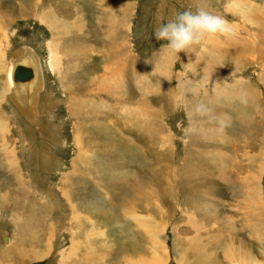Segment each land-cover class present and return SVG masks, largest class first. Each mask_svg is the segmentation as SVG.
<instances>
[{
	"label": "rangeland",
	"instance_id": "374dc122",
	"mask_svg": "<svg viewBox=\"0 0 264 264\" xmlns=\"http://www.w3.org/2000/svg\"><path fill=\"white\" fill-rule=\"evenodd\" d=\"M68 2L58 33L45 8L0 0V264H264V0ZM198 6L234 35L178 54L155 39ZM16 54L35 61L16 82L38 90L33 120L8 93ZM259 205L252 232L243 207Z\"/></svg>",
	"mask_w": 264,
	"mask_h": 264
},
{
	"label": "bare ground",
	"instance_id": "6f19581e",
	"mask_svg": "<svg viewBox=\"0 0 264 264\" xmlns=\"http://www.w3.org/2000/svg\"><path fill=\"white\" fill-rule=\"evenodd\" d=\"M17 1L18 0H16V2ZM20 1L22 2L21 3V14H23V15L30 14L32 11L39 12L38 9L45 8L46 9V14L43 17L44 18V24L46 26H48L50 29L57 30L58 33L65 32V31L68 30V28H67V26H65L66 25L65 23L61 22L58 19V17H57L58 11L57 10L60 9L61 7H67L69 9L67 12L69 14H71V15H75L74 11L77 10V9L76 10L73 9L69 2L67 4H64V0H47L48 1L47 4L50 6L49 9L46 8V6L44 7V2L43 3L41 2L42 4L37 5V3H34V0H20ZM68 1L73 2V0H68ZM37 2L39 3L40 0H37ZM234 4H235V2H234ZM81 19H82V17H81ZM76 21H79L78 17H76ZM107 24H108L109 27H113V21L111 19H109V18L107 20ZM116 24H117V22H116ZM24 51H26V49H24ZM16 55H18V54H16ZM20 55L17 56V60H14L16 58V56H15L13 58L14 62H13V60L10 61V63H9L10 65L7 68V77H8V80H9V86L8 87L10 89V90H8V93L11 95L10 98L17 105V107L24 114L28 115L31 118L30 120H33L34 114H36V105H37V101H35L33 97L36 95V92L38 90H29L28 92H30V93L24 94V92L21 91V89L16 86V82H14L12 80V77H11V73H12V70L15 67V65H18V64L23 65V64L27 63L28 60H33L31 58H27V57H24V56L19 57ZM3 57H4V52L2 50H0V61H1V58H3ZM38 75H40V74L38 73ZM41 79L42 78L40 77L39 82H38L39 87H40V84L42 82ZM38 85L36 86L35 89H37ZM33 94H34V96H33ZM31 113H33V114H31ZM29 114H31V115H29ZM142 117H144V116H142ZM260 206L261 205H259L257 207H254L253 209L251 207L250 210H249L248 207H243V208H245L244 209L245 215L244 214L243 215L245 217V220L249 222L250 229L252 230V232H254V231L257 232V229H261V227H262V223L261 222H256L255 219H254V217L255 218L260 217V216H258V212H260V210H259ZM120 208L123 211L126 208V205L124 203H121L120 204ZM125 213H127V215L129 216L130 210L125 211ZM261 213H262V211H261ZM240 217H241V215H240ZM135 218H136L139 226L142 227L143 223H142L141 219L139 217H135ZM249 219H252V220H249ZM145 227H146V225L143 226L142 228L145 229ZM218 227H219V225H218ZM95 235L99 236L98 234H95ZM106 235H107V233L104 231L103 234H102V238H107ZM7 238L8 237H6L4 239L5 242L10 243V239L9 238L7 239ZM79 248H80V246L77 245L76 240L73 241L72 251L67 254V257L64 259V262L68 263L70 260H73V259L77 258L79 252H76V251ZM95 252H96V250L93 249L89 253L94 255ZM229 253H230V249H229V252L228 251L225 252L227 259H228ZM210 256L211 255L207 254V252H205V253L204 252H200L198 255L194 256L193 258L196 260L195 264H210L211 262L212 263H216V260H210L208 262ZM117 258L119 259L118 256H117ZM123 259H124V257H123ZM126 260H127V258H125L122 263H125ZM89 261H90L91 264H104V260H98L97 257H94L93 259H89ZM236 264H239V263L236 262Z\"/></svg>",
	"mask_w": 264,
	"mask_h": 264
},
{
	"label": "clouds",
	"instance_id": "9594fccd",
	"mask_svg": "<svg viewBox=\"0 0 264 264\" xmlns=\"http://www.w3.org/2000/svg\"><path fill=\"white\" fill-rule=\"evenodd\" d=\"M217 34L231 36L234 35V30L223 17L203 6H198L195 10L188 8L175 12L167 22L159 24L154 30L155 39L166 41L164 47L176 54L200 45L209 35ZM188 91L194 89L190 88ZM191 112L195 116L212 117V108L203 101L195 104ZM220 124L223 127V120Z\"/></svg>",
	"mask_w": 264,
	"mask_h": 264
},
{
	"label": "water",
	"instance_id": "95a60500",
	"mask_svg": "<svg viewBox=\"0 0 264 264\" xmlns=\"http://www.w3.org/2000/svg\"><path fill=\"white\" fill-rule=\"evenodd\" d=\"M33 69L26 65H15L12 70L11 77L14 82H26L33 77Z\"/></svg>",
	"mask_w": 264,
	"mask_h": 264
}]
</instances>
